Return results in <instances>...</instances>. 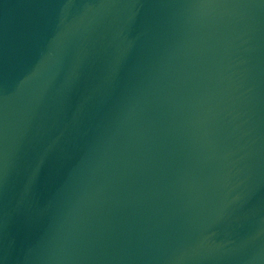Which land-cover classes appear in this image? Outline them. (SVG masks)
Instances as JSON below:
<instances>
[{
	"label": "water",
	"instance_id": "water-1",
	"mask_svg": "<svg viewBox=\"0 0 264 264\" xmlns=\"http://www.w3.org/2000/svg\"><path fill=\"white\" fill-rule=\"evenodd\" d=\"M0 264H264V0H0Z\"/></svg>",
	"mask_w": 264,
	"mask_h": 264
}]
</instances>
